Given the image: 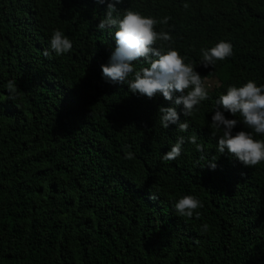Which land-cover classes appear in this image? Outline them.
Returning <instances> with one entry per match:
<instances>
[{"label": "trees", "instance_id": "1", "mask_svg": "<svg viewBox=\"0 0 264 264\" xmlns=\"http://www.w3.org/2000/svg\"><path fill=\"white\" fill-rule=\"evenodd\" d=\"M108 2L0 0V264H264V162L219 153L221 133L210 127L230 85H264V0L116 5L121 17L132 9L170 18L157 31L172 39L156 47L179 50L208 92L189 117L176 106L187 132L160 125V107L175 106L162 94L103 77L117 46L116 28L98 29ZM56 29L73 42L61 56L50 47ZM221 40L233 55L205 67L201 50ZM242 130L251 131L240 122L233 134ZM193 133L203 152L186 139L178 158L162 159ZM186 195L202 202L199 219L176 212Z\"/></svg>", "mask_w": 264, "mask_h": 264}, {"label": "clouds", "instance_id": "2", "mask_svg": "<svg viewBox=\"0 0 264 264\" xmlns=\"http://www.w3.org/2000/svg\"><path fill=\"white\" fill-rule=\"evenodd\" d=\"M106 0H97L103 4ZM120 0H110L107 3L106 14L101 19L98 29L105 30L116 28V48L110 58L109 64L102 65L103 77L112 83H127L132 93L155 97L162 94L165 100L173 102L175 106L159 109V123L168 129L170 125L177 124L178 131L187 132L189 123L180 121V114L176 106L183 105L186 117L198 111L202 101L208 99V92L204 87L201 75L195 71L193 63H186V57L179 50L169 47L163 50L156 47L157 41H171L169 32L157 31V25L168 24L169 17L158 20L145 16L139 11L128 9L123 17L116 5ZM188 7L187 4L184 5ZM51 51L57 56L67 54L73 48L72 40L61 30L52 33L50 41ZM202 64L207 67L215 65L233 55V45L224 40L219 41L210 49H202ZM50 55L48 50L44 53ZM145 58L147 67L135 68V61ZM131 77V79H130ZM17 86L15 81H8L7 92L10 98L15 96ZM179 93V95H176ZM214 115L210 127L213 136L219 134L217 151L228 153L236 157L245 166L254 167L264 162V139H255L254 134H264V85L257 86L253 80L247 81L242 86L230 85L226 94H222L215 102ZM224 112L233 116L239 114L243 119H228ZM251 131H238L233 134V129L240 123ZM196 145L198 151L203 152V145L197 144V136L193 133L189 137L180 136L170 151L162 157L164 161H172L181 155L185 141ZM130 148L131 146H126ZM134 154L126 151L125 159H133ZM202 159H205L202 157ZM215 158H213V161ZM213 162L211 167L216 168ZM155 198V197H154ZM175 210L181 217L200 218L197 211L203 207L202 202L194 195H186L176 201ZM208 224L201 226L202 231H207Z\"/></svg>", "mask_w": 264, "mask_h": 264}]
</instances>
